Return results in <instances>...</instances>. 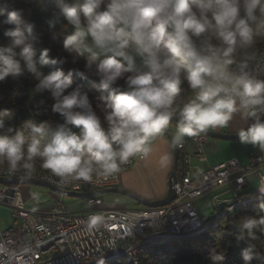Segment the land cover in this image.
<instances>
[{"label": "clouds", "instance_id": "obj_1", "mask_svg": "<svg viewBox=\"0 0 264 264\" xmlns=\"http://www.w3.org/2000/svg\"><path fill=\"white\" fill-rule=\"evenodd\" d=\"M53 3L73 31L54 33L52 39L63 36L64 50L74 54V63L82 57L86 71L65 74L57 69L45 74L40 69L56 61L49 60V49L36 58L29 40L34 25L22 28L18 9L0 21V26H14L5 29L8 42L0 45V81L25 71L33 74L38 81L34 92L49 90L55 101L51 110L65 120L53 127L48 121L28 119L17 129L10 128V134L0 135V165L6 164L9 173L31 176L34 161L39 160L41 168L62 182L107 178L131 158H147L151 141L165 134L173 120L174 150L183 147L186 137L228 128L239 115L244 122L251 121L236 131L240 142L264 152V80L248 71L249 61L260 54L258 39L264 38V0ZM86 73L109 90L98 98L106 127L86 92L77 87L64 94L74 74L87 79ZM121 79L126 87H113ZM185 83L187 89L182 87ZM11 115L8 109L0 110V129ZM170 158L167 153L161 156V166H167ZM258 188L264 194V185ZM260 208L264 210V201ZM102 219L91 216L88 226L95 227ZM238 223L247 229L249 240L264 233V217L245 215ZM242 256L245 264L262 258L251 243ZM223 259L222 254L214 257L218 262Z\"/></svg>", "mask_w": 264, "mask_h": 264}, {"label": "built area", "instance_id": "obj_2", "mask_svg": "<svg viewBox=\"0 0 264 264\" xmlns=\"http://www.w3.org/2000/svg\"><path fill=\"white\" fill-rule=\"evenodd\" d=\"M259 50L256 59L249 61L248 71L262 79L264 48ZM208 138L202 133L188 137L183 147L177 148L179 169L172 184L175 198L160 207L97 208L102 200L100 195H92L84 197L90 207L87 211L71 212L61 201L43 211H33L25 208L20 184H0V206L9 208L13 219L9 228L0 230V264H108L121 258L135 263L142 245L196 237L223 212L241 202L238 199L264 200L258 188L264 185V153L250 152L244 165L231 158L197 172L192 162L206 160L204 148ZM133 164L134 157L118 173L107 178L94 176L91 182H62L51 173L11 174L7 165H0V178L40 179L62 191L90 193L119 188L121 172ZM249 177L256 179L252 192L244 191ZM225 188H229L231 195L217 196L210 204L201 206L199 199ZM29 199L34 205L39 203L36 193H30ZM91 216L103 219L90 228L87 222Z\"/></svg>", "mask_w": 264, "mask_h": 264}, {"label": "trees", "instance_id": "obj_3", "mask_svg": "<svg viewBox=\"0 0 264 264\" xmlns=\"http://www.w3.org/2000/svg\"><path fill=\"white\" fill-rule=\"evenodd\" d=\"M0 9L4 10V15L0 16V21L6 19L8 13L13 9L21 10V27L26 28L28 24H33L32 35L29 37L33 44L38 59L44 49H49V60H55L56 63H49L40 70L45 74L53 70H62L67 74L70 70L84 68L85 61L76 58L73 62L74 54H69L63 48V36L56 41L52 39L54 33H63L69 35L73 28L67 25V21L60 10L55 6L53 0H0ZM12 25L0 26V45L8 42L4 31ZM257 48H264V38H259ZM64 62H61V61ZM23 66V63H22ZM87 79H82L75 74L70 89L80 88L86 92L93 110L101 116L102 126L103 114L101 108L103 102L98 98L101 95H108V91L103 89L98 77L91 73H86ZM38 81L34 75L25 71L18 77H8L0 81V110L11 109L14 112V119L11 123H6L3 129H0V135L10 134L8 130L17 129L28 120L35 119L37 122L48 121L55 127L65 122L64 117L59 113H54L51 106L54 104V98L49 90H44L29 97L28 88L35 86ZM113 87H126L124 80H118ZM187 89V84L182 85ZM15 93V94H14ZM187 95L189 93H186ZM43 101V104H41ZM251 123V121H250ZM173 125V124H172ZM73 131H79L75 126H71ZM36 171L41 173H50L40 167V161H34ZM6 165V164H2ZM179 169V168H178ZM177 169V170H178ZM237 203L229 211L223 212L206 230L196 237L170 241L167 243H154L142 245L139 249L138 257L135 263L127 258H121L108 264H245L242 251L249 243L255 246V251L261 254V259L253 258L249 264H264V233L257 232L256 240H249L247 229L241 228L238 223L242 216H254L257 219L264 217V210H261L262 199H253L249 202L242 201ZM243 237V238H241ZM223 255L222 261H215L214 257Z\"/></svg>", "mask_w": 264, "mask_h": 264}, {"label": "crops", "instance_id": "obj_4", "mask_svg": "<svg viewBox=\"0 0 264 264\" xmlns=\"http://www.w3.org/2000/svg\"><path fill=\"white\" fill-rule=\"evenodd\" d=\"M264 73L261 78L263 80ZM236 125L234 123L231 124L232 129H215L216 131L236 133V131L240 127H245L246 122L240 119V117L236 118ZM249 124V123H248ZM212 130V129H211ZM233 142V141H230ZM229 148L232 150V154L223 155L221 153V145L218 142V139L213 137L208 138V142L204 148L206 162H199L197 159H194L197 164V169L199 171H203L211 166H214L218 163L227 161L231 158H239L241 157L240 150L241 147L239 145H235L231 143ZM240 149V150H239ZM260 150V149H258ZM261 151V150H260ZM170 154V162L167 166H161L160 157L164 154ZM206 153H213L211 157L215 156V158L207 159ZM250 151L248 152V154ZM209 158V157H208ZM248 159H243L242 162L245 163ZM201 164V165H200ZM172 165V149L168 142V140L163 136H158L157 139L151 145V152L147 158H139V162H135L131 167L124 169L120 174V187L126 189L132 193H135L145 199L149 200H157L161 199L166 195L167 191V177L170 172ZM264 172V171H263ZM256 179L255 177L248 178V185L245 187L244 191L252 192L255 189ZM101 198V195H100ZM102 200V198H101ZM123 201L122 199H118L116 197L107 198L108 201L107 206H99L97 208H125V206H118V201ZM105 201V198H104ZM115 201V203L113 202ZM117 201V202H116ZM124 202V201H123ZM124 204V203H123ZM137 204V203H136ZM139 205V204H138ZM141 206V205H140ZM2 207V206H1ZM4 208V207H3ZM12 224V223H11ZM11 225L8 226V228ZM7 229V228H6ZM1 231L5 229H0Z\"/></svg>", "mask_w": 264, "mask_h": 264}, {"label": "rangeland", "instance_id": "obj_5", "mask_svg": "<svg viewBox=\"0 0 264 264\" xmlns=\"http://www.w3.org/2000/svg\"><path fill=\"white\" fill-rule=\"evenodd\" d=\"M70 29V26L68 27V30ZM264 80V77H263ZM34 88L35 86H31L28 88V95L29 97L35 96L36 92H34ZM11 111L12 115L9 118H6L5 122L6 123H11L14 119V112L11 109H8ZM239 117V115H237L234 120L230 123L228 128H224L225 130L227 129H232L231 124L234 123L236 125V118ZM250 123V120L246 123L245 127L247 126V124ZM176 130V127L174 125L169 126V131L171 132V134H173ZM211 130V129H210ZM222 130V129H221ZM226 132V131H225ZM230 132V131H228ZM188 137L185 138V141ZM184 141V142H185ZM218 142L221 145V153L223 155H229L232 154V150L229 148V146L231 145V143H234L236 146L239 145L241 147L240 153L241 157H237V159L239 160L240 164L244 165L246 164L248 161H246L245 163L242 162L243 159H248V152H256L259 148L258 147H254L252 145H245L242 144L240 142V140H234L233 142H230L228 140H218ZM264 153V152H263ZM211 154L213 153H206L207 155V159H211V158H215V156L211 157ZM209 157V158H208ZM139 158L140 156L137 155L136 157H134V163L135 162H139ZM206 162V161H205ZM197 164V162L194 160L192 162V164ZM201 165V164H200ZM20 190L22 192V196L24 199V204H25V208L28 210H33V211H43L46 208L50 207L51 204H53L55 201H61L63 202V204L71 211V212H82V211H87L90 209V207L88 206V204L86 203V199L84 197H73V196H66V195H60L57 194L43 186L40 185H35V184H20ZM229 188H225V189H218L217 191H215V193L213 194H209L205 197H202L200 200L201 202V206H206L208 204H210L211 202H213L214 198L217 196H229L231 194H229ZM30 193H36L37 194V200H38V204L34 205L33 201L29 199V194ZM232 193V192H231ZM229 194V195H228ZM111 197H116L118 199H122L123 201H118L119 203L118 206H125V208H139L141 207L140 205L136 204L135 201L131 200L130 198L121 195V194H117V193H112V192H107L104 194H101V198H102V203L101 205H99L100 207L103 206H107L108 201H106L107 198H111ZM105 198V201H104ZM115 203V201H113ZM117 202V201H116ZM124 203V204H123ZM216 214L218 211H215ZM13 219L11 216V211L9 208L6 207H1L0 206V229H6L8 228L9 225H11Z\"/></svg>", "mask_w": 264, "mask_h": 264}, {"label": "water", "instance_id": "obj_6", "mask_svg": "<svg viewBox=\"0 0 264 264\" xmlns=\"http://www.w3.org/2000/svg\"><path fill=\"white\" fill-rule=\"evenodd\" d=\"M261 121L264 122V116L261 117ZM172 124L175 126V120L172 121L171 125ZM202 134H205L208 137H213L218 140H228V141L239 140L237 132L230 133V132H221V131H216V130H208L207 132H204ZM160 136L165 137L171 146V141H170L171 132L169 131V129L167 130L165 134H161ZM156 139L157 137L151 141V145ZM171 149H172V165H171V169L168 174V177H167L166 195L163 198L157 199V200L145 199L123 188H106V189H102V190H98V191H94L90 193H77V192L62 191L56 188L55 186L51 185L50 183H47L44 180L32 179V178H0V184H35V185H40L47 189H50L51 191H54L55 193L66 195V196H73V197H86V196L101 195L107 192H112V193L124 195L130 198L131 200L135 201L137 204L144 206V207H160V206H164L168 204L175 198V191L172 187V184L176 182L177 180V168H178L179 159H178V149L174 150L172 146H171Z\"/></svg>", "mask_w": 264, "mask_h": 264}]
</instances>
